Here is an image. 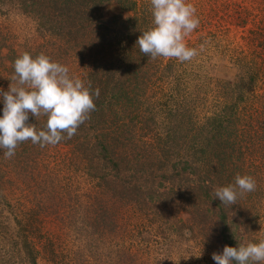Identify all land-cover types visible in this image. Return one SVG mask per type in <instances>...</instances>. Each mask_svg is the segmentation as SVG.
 I'll return each instance as SVG.
<instances>
[{"label": "rangeland", "instance_id": "rangeland-1", "mask_svg": "<svg viewBox=\"0 0 264 264\" xmlns=\"http://www.w3.org/2000/svg\"><path fill=\"white\" fill-rule=\"evenodd\" d=\"M187 2L200 23L185 43L198 55L181 63L152 60L136 45L152 26L150 0H0V88L8 90L18 56L43 52L100 90L71 139L45 147L28 141L10 159L0 151V264H215L212 253L228 246L225 233H235L230 247L264 238V164L259 144L252 162L245 136L228 134L237 117L222 134L250 168L232 165L233 174L202 183L203 171L180 177L182 165L174 166L193 143L208 154L186 156L191 165L202 167L203 157L217 164L206 131L215 127L208 117L230 119L222 103L257 110L251 123L264 126V76L249 86L242 62L264 58V0ZM239 73L247 102L225 92L238 86ZM45 121L30 114L28 123L40 130ZM237 173L253 177L256 189L224 206L213 189ZM180 180L193 191L177 194Z\"/></svg>", "mask_w": 264, "mask_h": 264}, {"label": "clouds", "instance_id": "clouds-1", "mask_svg": "<svg viewBox=\"0 0 264 264\" xmlns=\"http://www.w3.org/2000/svg\"><path fill=\"white\" fill-rule=\"evenodd\" d=\"M152 26L143 31L136 45L152 60L158 57L191 61L198 55L189 48L185 37L199 27L196 8L187 0H150ZM13 74L8 90L0 88L3 114L0 116V151L5 159L12 158L16 149L31 141L40 147L55 146L65 138L71 139L78 128L96 110L93 97L100 90H91L80 78L69 74L67 66L52 61L41 52L33 57L24 52L13 62ZM46 117L40 130L28 123L29 115ZM256 189L249 175L237 173L234 183L213 189L214 199L224 206L235 205L238 198ZM261 231H264L262 228ZM215 264H264V238L258 242L225 245L222 253H212Z\"/></svg>", "mask_w": 264, "mask_h": 264}, {"label": "trees", "instance_id": "trees-1", "mask_svg": "<svg viewBox=\"0 0 264 264\" xmlns=\"http://www.w3.org/2000/svg\"><path fill=\"white\" fill-rule=\"evenodd\" d=\"M242 62L244 64V69L246 70L247 73H249V83H246L248 84L249 86L251 84H255V81L259 78V80L261 78H263L264 76V58L263 57H259L257 56V54H253V55H248L247 57H243L242 59ZM239 79H238V86H235V85H231L230 87H228L227 89H225V92L227 91H232V92H235V93H239L238 95V98H241V99H244V101L247 102L248 98L246 96V93H247V89L248 87L245 85V82H246V79L243 77V75H241L239 73L238 75ZM238 90V91H237ZM237 91V92H236ZM253 99H255V103H259L260 102V98H258L256 100L255 97H253ZM237 100V99H236ZM224 107V111L226 112H229L230 111V119L229 117H221L219 115L215 116V117H208V120L209 122L212 124V125H215L214 128L209 127L210 130L208 131V128H207V133H210L211 134V138L213 140V142L216 144V148L214 149H218L217 153H215L216 155H214V157L217 158V164L212 162L211 158L210 157H203L201 163H202V167L201 165H199V163L196 161V164L198 165H191L190 164V161L185 159V157L191 155L192 157L195 156L196 154L198 153H202V154H208L207 151H204V150H201V143H200V146H199V143H193L188 150L184 151V152H179L178 156H179V160L178 162L175 163V172H178V169L177 167H180L182 165V174L180 175V172H178V176L180 177H183L185 176L187 173H183V170L184 171H188V168H192L191 170H193V173H195L198 169L200 171H203V176L205 177H200V180H202V183L204 182H208V181H205V180H208L210 179L211 182H213L214 178L215 177H224V176H228L227 174V169H229V171L231 170V173L233 174L232 172V169L230 168V166H241V165H244L248 168H250V164L249 162L252 161L254 162L255 159H253V156H254V146L257 147V144L258 145V148H257V151L258 152H261L260 156H258L257 158H262V163L264 164V126L261 127V123L259 125L256 126H253L252 125V118H254L255 114H258L260 115V113L257 111V110H254V112L252 111H246L247 109H243L241 111H238V105L235 103H233L232 101L229 102V103H222ZM0 106H3V104H1ZM1 112L0 113V116H2L3 114V111L1 109ZM238 112L245 116L249 115L248 117H243L242 115L239 116L238 115ZM250 113H252L250 115ZM234 117H237L236 120H233ZM249 119V120H247ZM233 120V121H232ZM231 121H232V124H233V127H231L229 130H228V134L230 136H233V135H236L238 138L241 136H245V147L244 149L247 151V155H248V158H247V155L242 152L240 150V155H235V152H238L237 149H235V144L236 142L233 141L231 142L230 141V138H227V139H224V134H222V132H224V130L227 128V125L225 126V124H231ZM264 123V121H263ZM116 125V124H114ZM111 125L108 127L110 129ZM261 130V134L259 133L260 130ZM257 130V131H255ZM256 134L255 137H258V138H262L261 140L259 141H255L254 140V134ZM252 136V137H250ZM262 136V137H261ZM220 138V141L217 140L216 138ZM209 144H211V140H209ZM102 146L103 148L104 147V144L102 143ZM228 149H233L232 152H228L230 150ZM201 150V151H200ZM244 153V154H243ZM246 157H245V156ZM108 155H106L107 157ZM209 156V155H207ZM191 157V158H192ZM199 160V158H198ZM257 160V159H256ZM111 161V160H110ZM223 164L220 165L219 162H223ZM240 165L238 162H240ZM112 168H116L118 167L117 163L115 162H112ZM181 168V167H180ZM112 171V170H111ZM262 166H260V164H257L256 167H255V173L256 174H259V173H262ZM261 175V174H260ZM104 178L106 176V174H103ZM261 177V176H260ZM259 177V178H260ZM204 179V180H203ZM176 181V180H175ZM178 185V189H177V194L179 192V194H185V192H188V191H193V189L191 187H189L188 185H184L183 183H181V180L178 182V183H174L173 185V189H175V187ZM193 187V186H192ZM176 193V191H175ZM173 191V194L171 195H176ZM157 196H158V193H157ZM22 224V226H20L21 229H25V227L27 225H25L23 222H20ZM228 225V223H227ZM229 229V228H228ZM26 230H30V229H25L24 231ZM23 231V232H24ZM240 233V232H239ZM226 236V240H228V246H230L231 242H232V237L234 238V235L235 233H225L224 234ZM22 237L24 238H27V236H25L24 234L22 235ZM30 248H32L30 245H29Z\"/></svg>", "mask_w": 264, "mask_h": 264}]
</instances>
